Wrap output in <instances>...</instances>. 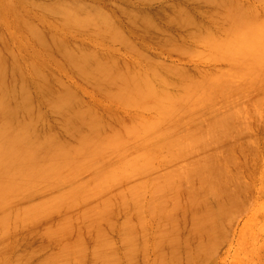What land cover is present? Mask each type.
Wrapping results in <instances>:
<instances>
[{
    "label": "bare ground",
    "instance_id": "6f19581e",
    "mask_svg": "<svg viewBox=\"0 0 264 264\" xmlns=\"http://www.w3.org/2000/svg\"><path fill=\"white\" fill-rule=\"evenodd\" d=\"M39 1L0 0V264H20L21 239L59 232L39 264H82L83 227L63 240L75 220L112 230L120 212L127 264L144 214L160 218L154 264H212L230 218L264 195V0ZM101 225L90 263L120 264Z\"/></svg>",
    "mask_w": 264,
    "mask_h": 264
},
{
    "label": "rangeland",
    "instance_id": "374dc122",
    "mask_svg": "<svg viewBox=\"0 0 264 264\" xmlns=\"http://www.w3.org/2000/svg\"><path fill=\"white\" fill-rule=\"evenodd\" d=\"M39 1V0H38ZM41 1H46V0H41ZM41 1H39V2H41ZM100 1V3H101V6H103V7H114V5H116V4H121V2L120 1H123V0H99ZM102 1V2H101ZM107 1V2H106ZM119 2V3H118ZM109 3V4H108ZM116 3V4H115ZM114 4V5H113ZM106 5V6H105ZM148 5L149 4H145V6H147V7H145V6H143V8L141 7V10H145V11H147L148 12V9H149V12H150V9L153 11V10H156V8L158 7L157 5L158 4H150L149 6L150 7H148ZM154 6V7H153ZM144 8H147V9H144ZM12 29V28H11ZM13 30V29H12ZM14 32V31H13ZM8 34H9V36H10V32H8ZM135 37V38H134ZM133 40H134V42L139 46V43H140V45H141V42H144L143 40L140 42V38H137V36H133ZM136 40V41H135ZM139 42V43H138ZM12 42L10 41V44H11ZM119 45V44H118ZM117 44L115 45V47L117 48V47H121V45H119L118 46ZM146 45V44H145ZM122 48V47H121ZM121 48H119L120 50L119 51H121L122 52V54H127L126 53V51L124 50V49H121ZM117 50V49H116ZM123 50H124V52H123ZM118 51V50H117ZM118 51V52H119ZM174 60H175V62H174ZM178 59L176 58H174L173 60L172 59H168V61H173L175 64H183L185 67H187V65H188V67L187 68H191L193 65H191L192 63L191 62H188L189 60H187V61H182V63L181 62H179V60L177 61ZM187 63V64H186ZM225 66V65H224ZM224 66H223V68H224ZM66 75H63V73L61 74V77H62V79H63V81H65V82H68L69 84H75V82H77L76 80H75V78H71L72 76H66ZM64 77V78H63ZM66 78V79H65ZM71 78V79H70ZM74 79V80H73ZM71 80V81H70ZM75 81V82H73V81ZM71 82V83H70ZM82 87H84V89H85V94H87V95H85L84 94V96H86V97H88L89 99H92V97H93V94L91 93V91H90V89L87 87V86H85V85H83L82 84ZM89 89V90H88ZM87 90V91H86ZM90 92V93H89ZM105 103H107L106 101H105ZM44 114L45 113H47V111L46 110H44V112H43ZM55 120V119H54ZM53 120V118L51 119L50 118V120L48 121V122H54L53 124L55 125V123H57V122H55ZM52 124V125H53ZM58 126V124H56L55 126H53V127H56L57 129H60L61 130V128H58L57 127ZM55 128V129H56ZM60 130H57V131H59V132H61ZM262 133H264V131H262ZM263 148V147H262ZM259 164H260V162H259ZM263 171H264V166H263ZM258 183V182H257ZM258 186H259V184H257ZM256 185V186H257ZM256 195V194H255ZM260 196H261V198H262V196L264 197V195H261L260 194ZM189 197V196H188ZM257 197V198H256ZM256 198V199H255ZM261 198L259 197V193H258V196L256 195L255 197H254V202H256V203H254V205H252L251 207H249V208H247V206H243V207H241V209H238L237 210V212H236V216L234 215V217H231L230 218V220L228 221V223H227V225L225 226V229H224V232H225V234H224V236L221 238V240H220V242L218 243V244H216V246H217V248L216 247H214L213 248V251L214 252H212V264H241L242 262H243V260H244V262L242 263V264H261V261H260V259L262 258V256H263V251H262V248H264V231H261V230H263L262 228H263V226H264V209H259V210H257L258 209V207H264V203L262 202V200L264 201V198H262V200H261ZM259 199V200H258ZM37 201H38V199H36ZM260 200H261V202L263 203V204H261L260 203ZM37 201H35V202H37ZM187 201V202H186ZM185 202L186 203H189V201L188 200H186ZM258 202V203H257ZM33 204V203H32ZM36 204H38V203H36ZM259 204L261 205V206H259ZM182 207H184V209L186 208L185 206L186 205H184L183 204V202H182ZM183 209V208H182ZM183 209V211H185ZM261 210V211H260ZM182 210L181 211H179V212H183ZM249 211V212H248ZM252 211L254 212V215H253V213H252ZM258 211H260L261 212V214H263L262 216H260L261 214H260V212H259V215H258ZM263 211V212H262ZM248 212V213H247ZM250 213V214H249ZM117 214V213H116ZM119 214V213H118ZM118 214L117 215H115L116 216V218L113 216V217H111V220L114 222V224H115V226L117 227V230L119 231V228L121 227L120 226V224L121 225H123L125 222L123 221H121L122 219H121V217L123 218V216H124V220L125 219H127L126 217H128L126 214L125 215H123V213L122 212H120V216H118ZM246 214H247V216H250V218L249 217H247L246 216ZM249 214V215H248ZM130 215V214H129ZM146 214H144V218L146 217V220L145 219H143V223H145L146 222V224H144L145 226H147V228L144 226V227H142L141 226V230L139 231V228L140 227H138L137 225H141L142 223L139 221V220H135V218L133 217V215L131 216L130 215V217L128 218V220L131 218V221H139V224L136 222V226H135V228L138 230V236H137V230L136 231H134V229H132L133 228V224H132V222L130 223V225H129V229L132 231V232H136V233H131V231H129V233L131 234V235H129L130 237L132 236V234L134 235V236H132L133 238H136V239H134L133 241H135V242H138L139 244H141V247H139V248H137L136 249V252H135V255H134V258H137V259H135V261H137L136 262V264H154L155 262H156V258H157V255H156V253H155V248L153 247L154 245H152L153 244V242H152V240H153V237H155V234H156V232H157V226L158 225H156L159 221L158 220H160V218L158 219V220H156L157 219V217H159V216H157V215H154V214H152V218L154 219V220H152V218H150L151 216H149L150 214H148V215H146ZM156 216V217H154V216ZM149 216V217H148ZM190 216V215H189ZM253 218H252V217ZM120 217V218H119ZM191 217V216H190ZM199 216H197V217H194V218H198ZM118 219V222H119V225L117 224V221H116V223H115V221L113 220V219ZM133 218V219H132ZM143 218V217H142ZM148 218H149V220H148ZM256 218V220H257V222H255V224L253 223L254 222V220L253 219H255ZM258 218V219H257ZM99 219V218H98ZM97 219V220H98ZM78 220V219H77ZM77 220H75V222H74V225L75 226H77L78 228H76L75 226L73 227L74 229H73V231L72 232H74V233H71V236H68V234L69 233H67L66 235V239L65 238H63V240L64 241H66L67 240V242H69V243H67V244H72L74 241V239H73V237L75 236H77V235H75L76 233L78 234V231L79 230H77V229H81V227H83L82 229H81V232H82V235L84 236V241L83 240H81V239H83L82 237L81 238H76V240L77 241H79L78 239H80L81 241H83V242H85L84 243V247H85V245H86V243H87V245H86V251H87V259L82 263V264H91L90 263V257H91V253L92 252H90L91 250L90 249H92L93 247H91V246H94V244H93V242L95 241V238H98V236H96V235H99V232L97 231V229H95L94 231L92 230L91 231V233H90V230L88 231V229H92L93 228V226H94V228L95 227H100V226H98V225H100L101 223L103 224V226L102 227H104V228H106V230L103 228L102 229V227H101V230H103L102 232H104V231H107L108 230V235H110V240H111V238L112 239H114V240H111L112 241V243H114L115 245H117L115 248H114V250H116V251H114V252H116L117 253V255L119 256H121V257H119V260H120V264H127L128 262H127V259L125 258V256H124V246L122 245L123 243H121V245H120V241H122V240H119V239H121V235L122 234H119L120 232H118L117 230H116V228H115V226H114V224H113V227H112V230L111 229H109V228H111V227H109V228H107L106 227V225H108V223L106 222L107 220H105V221H103L104 219H100V221H98V224H96L97 223V220H95L96 222H94V221H92V220H90L92 223L94 222L95 224H92V225H90V228L88 227V226H86L85 227V225L84 226H81V225H76V224H78L79 223V220L77 221ZM81 220V219H80ZM82 220H84V219H82ZM82 220L80 221V222H82ZM145 220V221H144ZM185 220V221H184ZM183 220V230L180 232V236L178 237V238H181L182 240H183V238H184V236H185V232H189V230H193V228L191 229V225H190V220L188 221H186V219H184ZM251 220H253V222H250ZM255 220V221H256ZM76 221L78 222V223H76ZM101 221H103V222H101ZM111 221V222H112ZM121 221V222H120ZM125 221H127V220H125ZM151 221V222H150ZM157 221V222H156ZM86 222H89V221H87L86 220ZM100 222V223H99ZM147 222H148V224H149V226L147 225ZM185 222H186V224H185ZM82 223H84L85 224V221H83ZM81 223V224H82ZM90 223V222H89ZM150 223H151V225H150ZM104 224H106V225H104ZM131 224H132V228L130 227L131 226ZM155 224V225H154ZM185 224V225H184ZM246 224V225H245ZM251 224V225H250ZM253 224V225H252ZM110 225V224H109ZM118 225V226H117ZM154 225V226H153ZM248 225L250 226V228H247L248 227ZM156 226V227H155ZM190 226V227H189ZM244 226L246 227V230H245V228H244ZM252 226V227H251ZM254 226H256L255 227V229H254ZM152 229H151V228ZM262 227V228H261ZM85 228H86V230L91 234H89L86 230H85ZM93 228V229H94ZM114 228V229H113ZM142 228H144V230L142 229ZM149 228V229H148ZM156 228V229H155ZM190 228V229H189ZM253 228V229H252ZM247 229H250V230H247ZM111 230V231H110ZM115 230V231H114ZM147 230V231H146ZM151 230V231H150ZM226 230V231H225ZM242 230V231H241ZM256 231V233H255V231ZM76 231V232H75ZM113 231H114V233H113ZM144 231V232H143ZM146 231V232H145ZM155 231V232H154ZM246 231H248V232H246ZM250 231H252V232H250ZM261 231V232H260ZM62 232V231H61ZM80 232V231H79ZM81 232H80V236H81ZM84 232V233H83ZM85 232H86V234H88V236H85L84 234H85ZM93 232V233H92ZM96 232V233H95ZM98 232V233H97ZM112 232V233H111ZM139 232H143L141 235H142V238L140 239V233ZM152 232V233H151ZM238 232H239V234H238ZM245 232H246V234H245ZM94 233L96 234L95 236L96 237H94ZM106 233V232H105ZM117 233V234H116ZM145 233H146V235H145ZM227 233V234H226ZM249 233L251 234H254L255 233V235L254 236H252V235H249ZM259 235H258V234ZM62 234V235H61ZM60 234V232L59 233H57V235H59V237L57 236V235H55V236H57L58 238H56V239H53L54 241L56 240L58 243H59V241H61V239H60V235L62 236V237H64L63 235V233H61ZM73 234V235H72ZM144 234V235H143ZM148 234V235H147ZM152 234V235H151ZM249 235V236H251V237H253L252 238V240L250 239V237H248V235L247 236H243V235ZM40 235V233L39 234H34V235H31V236H29V237H27L26 239H21L20 240V242H19V244H18V246H17V249L12 253L13 255H12V258L14 257L15 258V256L16 257H18L19 259H20V257L22 258L21 260H20V264H22V262H23V264H26V262H27V264H39V262H41V260H44L45 259V257H48V256H51V254H54V253H57V251H58V249H59V251H60V248H61V245H63V242L61 241L60 242V245H58L57 244V242H55L56 244L54 245V241H51V240H49L46 236H39ZM89 235H90V237H89ZM150 235H151V237H150ZM258 235V236H257ZM113 236V237H112ZM120 236V237H119ZM146 236H147V238H146ZM61 237V238H62ZM68 237V238H67ZM72 239H71V238ZM91 237H92V240H91ZM131 237V238H132ZM138 237V238H137ZM148 237H149V239H148ZM242 237H243V239H242ZM248 237V238H247ZM259 237V238H258ZM47 238V239H46ZM143 238H145V239H143ZM258 238V239H257ZM57 239H59V240H57ZM223 239V240H222ZM247 239H249V241H247ZM263 239V240H262ZM42 240V241H41ZM51 241V242H49V241ZM75 240V241H76ZM144 240V241H143ZM148 240V241H147ZM259 240V241H258ZM261 240H262V242H261ZM21 241H23V242H21ZM71 241H73V242H71ZM89 241H90V243H89ZM92 241V242H91ZM114 241V242H113ZM146 241V242H145ZM247 241V243H244V242H246ZM47 242V243H46ZM143 242H145V243H147V244H149L150 243V245H149V247H148V245L147 244H145V243H143ZM225 242V243H224ZM250 242V243H249ZM254 242H256V243H254ZM259 242H261V244H263V246H259V247H257L260 243ZM29 245H28V244ZM46 243V244H45ZM51 243V244H50ZM75 243V242H74ZM73 243V244H74ZM81 243V242H80ZM95 243V242H94ZM152 243V244H151ZM259 243V244H258ZM23 244V245H22ZM45 244V245H44ZM66 243H64V245H67ZM143 244H145L146 246H144ZM246 244H249V246L250 247H248V245H246ZM256 244V245H255ZM258 244V245H257ZM20 245V246H19ZM37 245V246H36ZM40 245V246H39ZM91 245V246H90ZM245 245H246V247H245ZM43 246H45L43 249H42V247ZM120 246V247H119ZM252 246V247H251ZM258 248L259 249V251L255 248ZM18 247H20V249L18 248ZM21 247H23V248H21ZM25 247V248H24ZM37 248L36 250L34 249V248ZM58 247H60V248H58ZM88 247V248H87ZM91 247V248H90ZM151 247V248H150ZM31 248V249H30ZM41 250H43V251H40L41 253L39 254V250L40 249ZM117 248V249H116ZM147 248V249H146ZM246 248V249H245ZM250 250H249V249ZM261 248V249H260ZM26 249H28V250H26ZM33 249V250H32ZM88 249V250H87ZM149 249V250H148ZM215 249V250H214ZM253 249V250H252ZM19 250V251H18ZM21 250V251H20ZM248 251L249 250V252L248 253H246V251ZM257 252H256V251ZM17 251V252H16ZM31 251V252H30ZM38 251V255H37V253H35V252H37ZM58 251V252H59ZM120 251V252H119ZM141 251H142V254H141ZM19 252H21V253H23V254H18ZM28 254V255H30V257L26 254V253ZM32 252H34L33 253V255H35L34 256V258L33 259H31V257H33L31 254H32ZM89 252H90V254H89ZM144 252H146V254L144 253ZM254 252H256L255 254H254ZM261 254H260V253ZM121 253H122V255H121ZM138 253H140L141 254V256H140V254H138ZM236 253L237 254H239V256H236ZM243 254L244 255H246L247 256V258H246V256H243ZM257 254H259V257H261L260 259L259 258H257L256 259V257H258V255ZM150 255V256H149ZM251 255V256H250ZM26 257V258H24V257ZM31 259L30 261H29V258ZM90 256V257H89ZM136 256V257H135ZM249 256V257H248ZM43 257V258H42ZM236 257H237V259H236ZM244 257V258H243ZM255 259H253V258ZM125 258V259H124ZM142 258V259H141ZM238 258H239V260H238ZM243 258V260H241V259ZM41 259V260H40ZM145 259H147L146 261H145ZM252 261V260H254V261H250V260ZM26 261L25 263H24V261ZM38 260H40V261H38ZM246 260H249V261H246ZM121 261H122V263H121ZM143 261H145V262H143ZM155 261V262H154ZM186 260L182 257V264H186V262H185ZM242 261V262H241ZM259 261V262H258ZM30 262V263H29ZM126 262V263H125Z\"/></svg>",
    "mask_w": 264,
    "mask_h": 264
}]
</instances>
